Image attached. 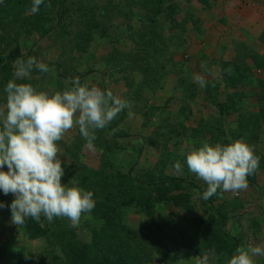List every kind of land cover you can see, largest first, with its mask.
<instances>
[{
  "label": "rangeland",
  "instance_id": "374dc122",
  "mask_svg": "<svg viewBox=\"0 0 264 264\" xmlns=\"http://www.w3.org/2000/svg\"><path fill=\"white\" fill-rule=\"evenodd\" d=\"M27 1L31 4V0ZM111 1L118 0H96V3L104 7V5L109 4ZM228 1L210 0L211 4L208 7L200 0H176L181 10L178 18L183 19L184 15H193L195 17L194 22L186 24V33L185 31L184 34L183 31H177L179 34H183L182 38L179 37L181 39L178 37V40L177 38L174 39V41L177 40L175 45L178 48L169 50L175 64L166 65L168 69L165 68L163 73L158 76L159 81L153 84L154 88L143 90L138 100H135L136 95L126 96L128 91L127 84L128 81L134 83L130 81L131 79L139 83L141 76L139 72H134L133 68L127 70L128 67H125L127 69H123L129 63L123 58L128 57V54L124 51L134 46L133 42H135V39H132L126 33L121 38H118L116 40L118 43L116 46H113V44L101 39L104 31L103 28L94 27L91 33H84L86 24H84L85 22L83 23L84 14L82 6L87 3V0H68L65 2V7L69 8L68 13L63 18L65 25H68V37H65L63 31L59 33L56 29L42 36V28L39 29L33 19L36 14L31 13L29 9L19 15L17 14L18 20L14 22V27L11 30L14 29L12 33L15 34V29H18V35H15L14 38L17 42V48L23 56L11 63L15 69L18 62H26L29 58H35L38 62L46 64L49 68L47 73L38 72L37 74H32V78L36 82L34 86L39 90H45L50 93L62 90L69 79L62 78L57 73L62 72L59 74L62 75L66 68L71 74L75 76L77 74L82 83L88 82L100 88L110 89L115 94L126 98L130 102V107L124 110V117L118 124L117 131L128 133L127 137L118 138L119 144L125 146L127 150L119 152V155L112 158L113 165L118 169L121 168V170L126 171L129 165L138 158V151L134 145H142L141 143L144 138H152L151 136H153L154 138L161 139V136H165L171 143V147L168 149L175 151L179 155V158L170 157V160H167L165 173L187 177L195 185L199 186V189L201 188L204 191L207 185L188 171L187 165L184 162L185 156L189 151L199 147L205 141L211 143H215L216 141L211 139L210 134L204 138L203 132L195 133L191 128H198L201 119L204 120V123H209L213 127V123L219 117L216 103L223 98V93L227 91L226 84L222 79L220 61H239L237 51H240L241 56L246 57V53H249L250 49L247 51L245 47L238 43L243 42V37H246L244 40H249L248 43H253L251 40L254 37V33L260 36L261 31H264V3L261 0H236L237 3H242V5H246L248 8L244 11V15L248 18L246 21L251 19L253 21H249L252 22H248L247 26L249 28L244 27V31L239 34L241 39L231 40L230 37L234 35L233 33L237 34V30L234 28L240 23L243 15H235L232 20L230 19L232 24L231 22L228 23V18L225 15ZM4 2L6 0L0 2V12L3 11ZM230 2L233 3L232 0ZM239 4L236 5L241 6ZM256 4L261 5L262 8H256ZM56 8L59 9L58 11H62V8H59V6H56ZM240 9H238L239 13L243 11L242 9L240 11ZM41 13L40 9L39 14ZM140 14L139 18L142 17V14ZM35 18L37 19V16ZM120 21H117L118 27L124 29L126 24L120 23ZM233 21L235 24H233ZM25 22L30 23V32L27 31ZM104 24H106V21L102 20V25ZM135 24H137V27L140 26L138 22ZM248 29L252 30L251 36L247 32ZM117 31V27L115 26L108 28V33L110 34L116 35ZM164 35L170 38L169 31ZM74 36L79 40L76 47H72ZM81 40L86 44H81ZM77 46H80V48H77ZM9 48L7 45H3L2 52H7ZM253 50L260 54L264 53V47L258 50L254 47ZM151 53L152 55L149 60L155 61L154 52L152 51ZM244 60V64H252L249 55ZM58 64H60L59 68ZM253 75L263 79L264 68L260 70L253 69ZM200 78L205 82V86L203 87L199 83ZM216 84L219 85L220 91L218 90L217 93L216 91L212 92L214 100L205 99V87L209 85V88L212 89ZM193 86L196 88H193ZM129 90H134V87ZM195 90L198 95L196 99H192V93ZM229 91H232V89H229ZM238 91L247 94V98H244L240 102L245 107V110L256 112L258 110L256 98L255 95L251 94L256 89L249 86H238ZM0 97L2 100L0 105H3L5 101L4 93L0 92ZM183 109L192 111V116L184 123L186 128L180 127L177 119L179 112ZM244 114H246L245 111H240L236 115H229L226 123L222 125V129L227 132L241 130V116ZM148 118L151 120L150 122H147ZM170 121L174 122V126L164 129ZM145 123H148V125ZM159 124H161L160 128L155 127ZM261 129V131L259 130L260 132H257L259 136L254 150L256 155L262 159L264 157V126ZM174 130L180 132L181 145H173L174 139L177 137V133ZM97 134L101 138H111L108 126L102 130H98ZM250 138L255 141L253 135ZM230 139H243L246 142V139L240 137H231ZM80 141L82 145L77 150V166L82 164L98 168L101 150L94 146L90 148L85 142L86 140L81 137L77 127L70 129L65 133L61 141L58 142L62 153L60 158L67 160V164H70L72 160L66 150L70 145ZM221 141L230 142L231 140L225 141L221 138ZM144 147L139 157L140 162L146 167L154 165L161 154L160 149L152 147L149 151L146 148L147 145ZM177 161L183 166V174L178 173L173 167ZM252 176L254 177V181H248L246 189L236 192L218 190L211 197L215 205L223 208L225 212H229V218L224 229L230 234L240 237L239 247L248 243L264 245V168L259 165ZM199 195L196 194L193 197V202L197 204V209L188 214L179 212L170 203H164L160 206L162 209L159 210L156 218L160 224V232L162 231L161 235L165 251L169 254L166 264H200L201 259L205 256L208 258V264H227L229 258L220 259L216 255L204 252L198 253L197 251L190 250V248L188 250L180 248L183 247V233L190 238L196 230L195 226L191 225L194 214L200 212L205 216V211L203 210L204 204L201 203ZM14 198L12 194H0V201H4L6 205H10ZM10 217L11 212L8 207L0 209V243L4 245L2 247L5 253L4 258L0 260V264H74L71 260L77 262L74 256L61 251L63 247L56 239L54 232L50 233L47 237L31 241L20 227L11 223ZM141 220L134 213L126 212V221L128 223L135 225L142 222ZM44 221L48 223L47 220ZM66 222L70 228L74 229L79 242L84 244L92 242V234L84 224L83 219L80 220L78 225H72L69 220H66ZM194 247H197L199 250L203 248L198 244L196 246L194 244ZM55 255L60 258L53 263L52 259L55 258ZM255 260L256 264H264V256H257ZM164 262L162 256L154 255L152 261L147 264H164Z\"/></svg>",
  "mask_w": 264,
  "mask_h": 264
},
{
  "label": "trees",
  "instance_id": "16d2710c",
  "mask_svg": "<svg viewBox=\"0 0 264 264\" xmlns=\"http://www.w3.org/2000/svg\"><path fill=\"white\" fill-rule=\"evenodd\" d=\"M67 1L50 0V6L41 5L42 13H36L37 19L35 16L33 19L36 26L39 29L42 28V36L49 34L54 29L59 33L63 31L65 37L69 36L68 25H65L63 19L69 9L65 7ZM200 1L210 7V0ZM3 4V11L0 12V92L2 93H4L3 89L7 82L14 78L15 68L11 62L23 56L17 48V42L14 38L15 35H18V29H15V34L12 33L14 29H11L14 27V22L18 20L17 14L19 15L31 7L27 0H6ZM56 6L62 8V11H58L59 9ZM82 7L84 14V19H82L84 20L83 23L86 24L84 33H91L94 27L103 28L101 39L113 44V46H116L118 43L116 40L126 33L132 39H135V42L132 41L134 46L124 51L128 54V57H123L125 61L129 62L123 69L126 70L125 67H128L127 70L133 68V71L139 72L141 76L139 83L131 79L130 81L134 83L128 81L127 84L126 96L136 95L135 100L141 97L143 90L146 88H154L153 84L159 81L158 76L167 68L166 65L175 64L169 50L178 48L175 42L179 37L182 38L184 31L186 33V24L194 22L195 19L193 15H184L183 19H179L178 14L181 10L176 0H118L111 1L104 7L98 5L96 0H87V3ZM139 12L142 14L141 18H139ZM56 19L57 23L55 22ZM102 20L106 21V24L102 25ZM119 20H121L120 23L126 24L124 29L118 27L117 21ZM136 22L140 26L137 27ZM25 26L28 29L27 31L30 32V23L25 22ZM110 26L117 27L116 35L108 33ZM167 31H169L170 38L164 35ZM177 31H183V34H179ZM176 38L177 40L174 41ZM73 40L72 47H76L79 40L76 36ZM81 44L86 43L81 40ZM238 44L245 47L247 51L250 49L249 53H246V57L248 58L249 55L252 64H244L246 57L241 56L240 51H237L239 61H220L222 79L226 84L227 91L223 93V98L216 103L219 117L216 118L213 127L209 123H204V120L201 119L199 127H192L191 129L195 133L203 132L204 138L210 134L211 139L216 142L221 141V138L225 141H233L230 139L231 137L244 138L254 148L257 145L256 141L259 136L257 132H260L262 126H264V78L254 76L253 69L260 70L264 68V53L256 52L245 42H239ZM3 45L10 47L5 53L2 52ZM80 46H77V48H80ZM152 51L155 55V61L149 60ZM59 66L60 64H58V68ZM64 70L62 75H59L62 72H58L57 75L69 80L78 77L77 74L76 76L71 74L68 69L65 68ZM38 72L41 71L33 68L32 74ZM22 82H30L36 85L34 78ZM238 86H249L256 89L255 92L251 93L256 98V105L258 106L256 112L246 111L243 104L240 103L244 98H247V94L242 91L239 92ZM133 87L134 90H129ZM193 88L196 87L193 86ZM229 89H232V91H229ZM218 90L220 91L218 84L214 85L212 89L207 85L204 90V98L214 100L212 92L216 91L217 93ZM192 95V99H196L197 91H193ZM1 101L0 97V103ZM240 111L246 113L241 116V130L235 132L223 130L222 125L226 123L229 115H236ZM191 116V110H181L177 116L179 126L186 128L184 123ZM123 117L124 111L114 119L113 123L108 125L111 138H101L97 134L98 130L94 132L96 138L92 146L101 150L98 168L82 164L77 166V150L82 145L81 141L75 142L66 150L72 162L65 166V177H62V182H69L70 186L78 185L94 192L96 201L94 209L81 217L92 234V242L89 244L79 242L74 229L69 227L66 222L68 219L64 217H60L59 220L54 218L52 222L47 221L48 223H45L44 220L47 219L43 216H41L40 221L29 217L24 224L18 227L31 241L47 237L54 232L56 239L63 247L61 251L71 254L77 260V262L71 260L74 264H147L152 261L154 255L162 256L165 261L164 264H166L169 254L165 251L162 231L160 232V224L156 218L159 210L162 209L160 206L164 203H170L179 212L188 214L197 209L193 197L200 194L199 198H201V203L204 204L205 216L200 212L194 214L191 225L195 226L196 230L190 238L183 233V247L180 248L187 250L190 248V250L198 253L204 252L216 255L220 259L230 258L239 248L240 237L230 234L224 229L229 218V212H225L223 208L215 205L211 198L208 200L202 199L203 189L200 188V190L199 186L195 185L192 180L184 176L180 177L165 173L167 160L170 157L179 158L178 153L168 149L171 147L168 138L161 136V139H158L151 136L152 138H144L142 145H134L138 151V158L129 165L126 171L113 165L112 158L119 155V152L127 150L125 146L119 144L120 141L118 140V138L128 136L127 132L117 131V126ZM148 121L151 120L148 118ZM145 124L148 125V123ZM173 126L174 122L170 121L164 129ZM155 127L160 128L161 124ZM174 131L177 133V137L174 139L173 145H181L180 132L178 130ZM252 135L255 141L250 138ZM145 145H147L146 148L149 151L152 147H157L161 151L157 162L148 167L139 160ZM74 156L75 158H73ZM263 162L264 157H262L260 163L262 168H264ZM248 181H254V177L250 175ZM126 212L134 213L142 219V222L135 225L128 223ZM194 244L195 246L198 244L203 248L199 250L194 247ZM2 246L4 245L0 243V260L4 258L5 254ZM58 258L60 257L55 255L52 262L55 263Z\"/></svg>",
  "mask_w": 264,
  "mask_h": 264
},
{
  "label": "clouds",
  "instance_id": "9594fccd",
  "mask_svg": "<svg viewBox=\"0 0 264 264\" xmlns=\"http://www.w3.org/2000/svg\"><path fill=\"white\" fill-rule=\"evenodd\" d=\"M2 2V0H0ZM50 0H31L29 11L36 14ZM33 68L47 73L46 64L29 58L18 62L14 78L5 85V101L0 105V194H12L10 205L0 201V209L8 207L11 223L17 226L27 218L52 222L67 218L78 225L85 213L96 204L94 192L78 185L62 182L67 160H62L58 142L65 133L77 127L91 148L94 132L106 128L130 102L107 88H100L79 77L66 81L62 90H39L30 82ZM201 87L205 86L202 78ZM261 157L243 139L231 142H203L185 156L190 173L207 188L202 199L208 200L221 191L236 192L248 187V177L259 167ZM173 167L183 174L177 161ZM5 168L7 170H5ZM264 256V245L244 244L228 259L227 264H256L255 257ZM200 264H208V258Z\"/></svg>",
  "mask_w": 264,
  "mask_h": 264
},
{
  "label": "crops",
  "instance_id": "0c3cea01",
  "mask_svg": "<svg viewBox=\"0 0 264 264\" xmlns=\"http://www.w3.org/2000/svg\"><path fill=\"white\" fill-rule=\"evenodd\" d=\"M232 2L233 3H231L230 0L228 1L227 6H226L227 11H225V13H226L225 15L228 18L227 19L228 20V23L231 22V24H232V21L231 20L235 17V15H237V14L243 15V17H241L240 23L237 24L236 28H234L235 30H237V34L233 33L234 35L230 37L231 40L232 39L235 40V39H241V37L239 36V34L242 31H244L243 30L244 27H248L247 26L248 22L249 21H253V20L251 19L249 21H246V19H248V18H246V15H244V11L246 9H248L246 5H242V3L239 4V3H237L236 0H232ZM261 2L264 3V0H261ZM235 3L241 5L242 7L241 6H237ZM255 7L256 8H259V9L262 8V6L261 5H258V4H256ZM239 8H241L243 10V11H241V9H240V11H241L240 13H239V10H238ZM249 23H252V22H249ZM233 24H235L234 21H233ZM210 27H212V26L210 25ZM247 32L249 33V36L252 35V30L251 29H248ZM253 32H254V30H253ZM256 32H257V30H256ZM258 35H256L254 33V37L251 40V41H253V43L252 42L251 43H248V41H249L248 39L247 40H244V39H246V37H243L242 41L245 42V43H247L250 48H253L254 49V47H255V48H257V50L258 49H262V47H264V39H263L264 38V31H261L260 36H258Z\"/></svg>",
  "mask_w": 264,
  "mask_h": 264
}]
</instances>
